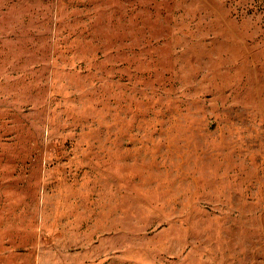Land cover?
<instances>
[{"label": "rangeland", "instance_id": "374dc122", "mask_svg": "<svg viewBox=\"0 0 264 264\" xmlns=\"http://www.w3.org/2000/svg\"><path fill=\"white\" fill-rule=\"evenodd\" d=\"M0 264H264V0H0Z\"/></svg>", "mask_w": 264, "mask_h": 264}]
</instances>
